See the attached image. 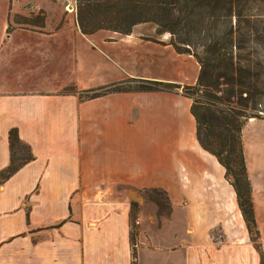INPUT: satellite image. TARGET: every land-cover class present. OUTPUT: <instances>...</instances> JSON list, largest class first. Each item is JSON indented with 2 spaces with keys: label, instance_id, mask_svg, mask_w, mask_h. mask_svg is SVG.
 Listing matches in <instances>:
<instances>
[{
  "label": "crops",
  "instance_id": "0c3cea01",
  "mask_svg": "<svg viewBox=\"0 0 264 264\" xmlns=\"http://www.w3.org/2000/svg\"><path fill=\"white\" fill-rule=\"evenodd\" d=\"M5 27L0 172L11 129L33 160L0 180V264H132L133 253L136 264H259L224 169L196 140L191 99L180 90L79 97L128 78L192 86L191 56L136 26L111 37L82 35L76 21L18 35ZM249 181L259 230L264 185ZM151 190L165 193L164 214Z\"/></svg>",
  "mask_w": 264,
  "mask_h": 264
},
{
  "label": "trees",
  "instance_id": "16d2710c",
  "mask_svg": "<svg viewBox=\"0 0 264 264\" xmlns=\"http://www.w3.org/2000/svg\"><path fill=\"white\" fill-rule=\"evenodd\" d=\"M253 6H264V0H75V21L82 35L107 31L126 36L135 26L152 23L157 34L169 35L168 44L177 54L196 61L199 74L194 86L181 88L182 95L192 100L196 140L224 169L250 243L259 264H264L241 139L246 122L264 114V14L252 13ZM133 82V86L84 91L79 97L180 89L173 84ZM8 144L9 166L0 172L1 181L33 160L16 129L8 132ZM147 196L158 213L168 207L164 192L151 190ZM162 196L165 203L159 200ZM132 259L136 264L135 253Z\"/></svg>",
  "mask_w": 264,
  "mask_h": 264
},
{
  "label": "rangeland",
  "instance_id": "374dc122",
  "mask_svg": "<svg viewBox=\"0 0 264 264\" xmlns=\"http://www.w3.org/2000/svg\"><path fill=\"white\" fill-rule=\"evenodd\" d=\"M252 13L264 14V6H253ZM0 21L4 24V27L7 23L8 26L3 28L6 32L10 33L15 31V35H18V32L22 30L36 33L54 29L57 30L60 27L63 28L65 26L68 27L70 23L75 21V0H0ZM46 21L50 22L52 27H44L43 25ZM57 21L65 22V25L61 24L60 27H57ZM133 34L142 36L146 40L148 38L155 39L164 36L169 37L168 34H157L156 26L152 23H145L136 26ZM99 35L111 37L115 34L112 32L101 31ZM20 57L23 58V56ZM133 81L143 82L144 80L128 78L122 84L133 86V83H135ZM177 86L180 87V85ZM182 87H186V85H183ZM182 87L177 89L180 90L181 94ZM66 90L69 91L68 88H66ZM259 116V119L251 118L246 122L241 132V139L243 151L246 156L245 166L247 178L249 179L250 174H252L257 184L261 186L264 185V114L260 113ZM147 192L148 191H145L146 198H148ZM150 196L152 197V195ZM163 198L164 197L162 196L159 200H164ZM167 205L169 204L167 203ZM161 210L164 214L167 211V208L165 209V207H163ZM136 220L137 219H134L132 221V231L134 226H138L134 225ZM258 231L264 253V224L260 226ZM132 247L134 249L136 248V246Z\"/></svg>",
  "mask_w": 264,
  "mask_h": 264
},
{
  "label": "built area",
  "instance_id": "2783aa9c",
  "mask_svg": "<svg viewBox=\"0 0 264 264\" xmlns=\"http://www.w3.org/2000/svg\"><path fill=\"white\" fill-rule=\"evenodd\" d=\"M139 224V221L138 220H136L135 221V223H134V225H138Z\"/></svg>",
  "mask_w": 264,
  "mask_h": 264
}]
</instances>
